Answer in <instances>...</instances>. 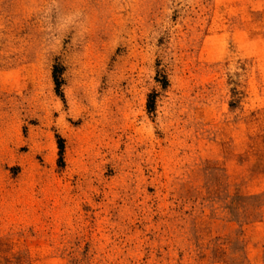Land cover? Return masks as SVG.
Wrapping results in <instances>:
<instances>
[{"label": "rangeland", "instance_id": "obj_1", "mask_svg": "<svg viewBox=\"0 0 264 264\" xmlns=\"http://www.w3.org/2000/svg\"><path fill=\"white\" fill-rule=\"evenodd\" d=\"M0 264H264V0H0Z\"/></svg>", "mask_w": 264, "mask_h": 264}, {"label": "trees", "instance_id": "obj_2", "mask_svg": "<svg viewBox=\"0 0 264 264\" xmlns=\"http://www.w3.org/2000/svg\"><path fill=\"white\" fill-rule=\"evenodd\" d=\"M56 79V83H57V86H60V80L58 77L55 78ZM153 96V95H152ZM153 104L150 105V107H152Z\"/></svg>", "mask_w": 264, "mask_h": 264}]
</instances>
